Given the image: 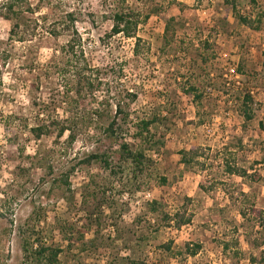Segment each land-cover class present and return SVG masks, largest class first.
<instances>
[{"label":"rangeland","instance_id":"374dc122","mask_svg":"<svg viewBox=\"0 0 264 264\" xmlns=\"http://www.w3.org/2000/svg\"><path fill=\"white\" fill-rule=\"evenodd\" d=\"M6 1L0 0V11ZM236 1L240 14L254 21L263 15L259 28L239 23L224 0H126L124 7L140 14L138 54L134 38L107 37L122 7L118 0H29L17 36H11L17 19L0 14V264H34L24 260L21 228L36 219L44 242L63 249L59 264H107L106 257L117 255L141 264H264V0ZM68 13L75 14L81 48L100 81L91 97L77 103L80 66L61 51L71 39L63 26ZM171 17L175 31L166 43ZM234 64L239 78L229 79ZM246 96L251 120L243 113ZM116 105L128 115L118 119L122 141L153 163L138 179L140 188L105 195L124 207L119 230L130 239L128 248L115 238L111 210L98 190L97 199L83 205L88 187L95 190L93 180L108 189L122 184L99 164H78L106 144L104 128ZM155 116L161 121L150 127V136L164 141L159 150L135 136L136 125ZM67 118L79 124L72 144L68 134L37 140L30 133ZM195 149L192 164H182L180 153ZM229 165L240 173L231 174ZM73 166L70 193L55 180ZM148 191L163 205L159 212L149 210L151 200L142 196ZM97 204L105 213L100 238L116 241L105 255L81 249L69 229L82 228ZM164 213L179 216L166 222ZM180 219L186 222L177 228ZM92 239L90 230L85 240ZM167 244L170 251L161 247ZM194 244L201 249L191 255L186 247Z\"/></svg>","mask_w":264,"mask_h":264},{"label":"trees","instance_id":"16d2710c","mask_svg":"<svg viewBox=\"0 0 264 264\" xmlns=\"http://www.w3.org/2000/svg\"><path fill=\"white\" fill-rule=\"evenodd\" d=\"M224 1L228 4V6L231 7L235 18L238 20L239 23L250 28H259V24L262 22L261 17L263 15L254 21L251 17H247L239 13L236 5V0ZM118 2L122 5V7L119 10H116L112 16L113 25L111 31L107 34V37L111 38L117 35H123L125 38H134L136 40V46L134 48V51L138 54L139 45L141 41V39L137 37V29L141 22L140 14L137 13L135 10L124 7L126 0H118ZM251 2L254 3L255 0H251ZM28 3L29 0H7L3 4L2 11H0V14H2V16L7 20L17 19V22L15 23L11 31V36H14V34L15 36H17L18 32L16 31L19 30L21 27V24L18 22V20L24 13L23 6ZM29 10L31 9L29 8ZM66 18L68 19V23H64L63 26L65 31L70 33L71 39L67 42L64 47H62L61 51L63 53L64 58H68V61H77L78 66H80L79 69L75 71L74 75L76 86L74 92L77 97V103V101H80V99L83 101V99H85L88 95L91 97L97 90V84H100V81L99 74L93 75V69L90 68V65L87 62L89 61L87 53L81 48V39L79 37L78 30L76 29L75 25L77 21L75 14L68 13ZM148 19L149 15L145 16V20ZM175 23L176 19L174 17H171L166 22L164 29V38L166 40V43L173 39V33L171 34V32L175 31V28L173 26ZM176 25H178V23ZM53 34H55V36H58V34L60 33H58L57 31H53ZM20 39L24 40L23 37H20ZM193 91H195V88L191 87L189 93ZM133 97L136 98L135 95ZM195 97L197 99L202 98L200 94H196ZM244 103V116L247 120H251L253 118V113L251 111L252 109L248 106L252 103L249 96H246ZM122 114H125V118L128 116L122 110L121 105H116V114L110 120L109 124L104 128L105 139L101 142H104L106 144H104L102 147L96 145L94 151L82 160H80L78 164L86 165L88 167L94 164H99L105 171L109 172L115 180H119V182L122 184L121 186L118 181H116L117 184L112 189H108L105 186L102 187L98 182L93 180L92 184L95 190L88 187L89 189L85 192V197L87 196V198L89 199H85L83 201V205L84 207H86L90 205L91 202L93 203V200L97 199V193L100 192L102 198L101 203H108L109 208L111 210L109 218H111L112 224L115 227V232H117V236L115 238H119L120 240H122L125 244L124 247L128 248V243L130 242V239L123 235L119 227V221L121 220L122 212H124V207L118 205V202L115 200V198L109 200L110 202H108V200L105 199V195L110 194L112 192V194H114L113 196L115 197V192H121L123 189L132 191L136 190L137 188H140L137 185L138 179L146 170L151 167L153 163L150 161L149 158H147L144 151L136 150L134 146L128 141H122L123 139L119 135L118 131V119L119 116ZM96 115L102 116L99 112H97ZM125 118L124 122H126ZM160 121L161 120L155 116L151 119H143L136 125V138L143 141L144 144L146 143L145 146L148 148H154L155 146L159 150V147L165 146L164 141L154 140V138L150 136V127L154 123ZM78 125L79 124L77 121L74 120L73 122H70L68 118L61 121L53 120L50 123H41L39 125H36L35 127H32L30 129V133L37 140H40L44 135L54 134L53 132H56V136L58 138H62L63 136L68 134V142L72 144L77 139ZM180 155L181 163L188 166L191 165L195 158L198 156V149L192 151H182ZM75 169V166L71 167V169L66 174L62 175L58 180H55V182L59 184V187L63 188L65 191L70 193L72 191L70 176L75 171ZM228 171L231 174H234L235 172L240 173L238 169H236L235 167H231L230 165L228 166ZM242 174L245 175L246 171H243ZM161 180L162 182H166V179L164 177H161ZM68 200V204L72 206L73 200H71L70 198H68ZM147 204L149 205V210L153 213L159 212L161 210V207L163 206L158 199H153ZM99 208V204H97L96 210H91L88 212L87 217L83 219L82 228L76 229L70 224L69 229L76 232L77 236L74 237V239H76L75 242L81 244V249L86 250L88 247H94L96 248V250L100 249V251L104 252L105 255V253L108 252L109 248L111 246H114L116 241L112 239H108V241H103L100 238L99 234L101 232L100 229L103 228L102 220L105 213L103 214V212L100 211ZM178 216L179 214H176L175 217H171L168 214L164 213L163 219L166 222H172L176 220ZM3 217L4 215L0 207V219ZM32 218L34 217L32 216L30 221H32ZM185 222V220L180 219V221H175V226H177V228H180L182 224H185ZM39 223L40 219H36L35 222L29 223L26 226V229L21 228V232L23 233L21 245L24 260L34 264H59V258L60 255L63 253V249L60 245L47 244L46 242H44V239L41 236V232L37 231L36 229V226L39 225ZM90 230L94 232V239L86 241L85 235ZM127 232L132 233L134 231ZM73 241V239H70L69 248L72 246ZM161 247L165 248L168 251L171 250L170 244L163 245ZM200 249V244H194L192 246L187 245L186 247V251H188L191 255H196ZM105 259L107 264H141L139 259H135L129 256L119 257L117 255L114 258L106 257Z\"/></svg>","mask_w":264,"mask_h":264},{"label":"built area","instance_id":"2783aa9c","mask_svg":"<svg viewBox=\"0 0 264 264\" xmlns=\"http://www.w3.org/2000/svg\"><path fill=\"white\" fill-rule=\"evenodd\" d=\"M226 77L229 79H232V78L238 79L239 78L238 65H236V64L230 65L228 70H227ZM251 94H253V92H251ZM127 196H128V193L125 194L126 198H127ZM142 196L146 200H152V193L150 191L142 193ZM140 203H141V200L136 201L137 205H139Z\"/></svg>","mask_w":264,"mask_h":264}]
</instances>
